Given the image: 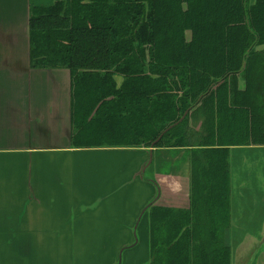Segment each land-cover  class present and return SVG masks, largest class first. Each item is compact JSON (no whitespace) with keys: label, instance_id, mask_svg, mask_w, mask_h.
Wrapping results in <instances>:
<instances>
[{"label":"trees","instance_id":"obj_1","mask_svg":"<svg viewBox=\"0 0 264 264\" xmlns=\"http://www.w3.org/2000/svg\"><path fill=\"white\" fill-rule=\"evenodd\" d=\"M30 56L70 70L73 147L188 150L190 205L150 207L151 264H232V148L264 145V0H55Z\"/></svg>","mask_w":264,"mask_h":264},{"label":"crops","instance_id":"obj_2","mask_svg":"<svg viewBox=\"0 0 264 264\" xmlns=\"http://www.w3.org/2000/svg\"><path fill=\"white\" fill-rule=\"evenodd\" d=\"M49 2L0 0V264H118L69 242L150 240L152 205H190L189 152L154 147L150 162L151 147L72 146L70 70L33 67L30 56L32 10ZM235 150L231 225L264 226V145ZM230 227L232 264H250L252 255L264 264V249L256 251L264 229ZM138 255L151 264L149 251Z\"/></svg>","mask_w":264,"mask_h":264},{"label":"rangeland","instance_id":"obj_3","mask_svg":"<svg viewBox=\"0 0 264 264\" xmlns=\"http://www.w3.org/2000/svg\"><path fill=\"white\" fill-rule=\"evenodd\" d=\"M55 0H51V2L46 3L45 5H50L52 3H54ZM190 34V33H189ZM117 79L120 80L121 77L117 76ZM195 123L194 124V129L197 131L200 129V125ZM121 152V151H120ZM255 153V151L253 152ZM239 154H238V150H235L234 152H232L231 154V164H232V169H234V179L236 181V183H234V187H233V191L236 192L237 191V178H238V164H239V160H238ZM168 167H170L168 164H164V166L162 167L163 170L168 169ZM151 171V169H149L147 171V174H149ZM261 171H263V168L261 167ZM240 220V219H239ZM235 222L237 223V219L235 220ZM235 227L236 233L242 234L244 232V229H250L249 232H251L252 234L258 235L260 233V231L262 229H264V226H240V224H232ZM232 225L230 227V229L232 228ZM144 225H141V227ZM241 227H243V230H241V232H239V230L241 229ZM240 228V229H239ZM227 231H230L229 229ZM235 233V234H236ZM235 234L230 233L231 236H234ZM237 239V238H236ZM15 242H7V246L8 247H17V242L14 244ZM261 244L258 245V248L256 249V251H262L264 249V244L263 242H259ZM70 247L71 248H86L88 250H92L93 255H95L94 257L97 260H102V261H112L115 258L118 257V262L120 263L123 259H125L124 264H140L139 262L142 261V258L139 257L138 254H141L143 252H145V254L148 253V251L150 252V240H141V241H128V240H102V241H82V242H77V241H71L69 242ZM124 249L125 251H123L124 253H122L121 256V250ZM119 251V256H116L117 253L116 251ZM125 254V255H124ZM97 255H103L101 258H99L100 256ZM125 256V257H124ZM146 256V255H145ZM253 255L251 256V260L248 261L250 264H255V259H253ZM145 258V257H143ZM251 261V262H250Z\"/></svg>","mask_w":264,"mask_h":264},{"label":"water","instance_id":"obj_4","mask_svg":"<svg viewBox=\"0 0 264 264\" xmlns=\"http://www.w3.org/2000/svg\"><path fill=\"white\" fill-rule=\"evenodd\" d=\"M189 112V110H187L186 112H185V114L180 118V120L178 121V122H176V123H174V124H172V125H170L168 128H166L162 133H161V135L158 137V139L153 143V145L163 136V134L166 132V131H168L170 128H172L174 125H176V124H178L180 121H182L183 119H184V117L186 116V114ZM154 148V146H152L151 147V158H150V162L152 161V149ZM135 241H138L137 239L135 240ZM123 251H125L124 249H122L121 250V256H122V253H123ZM121 263V262H120ZM119 262H118V264H120Z\"/></svg>","mask_w":264,"mask_h":264}]
</instances>
